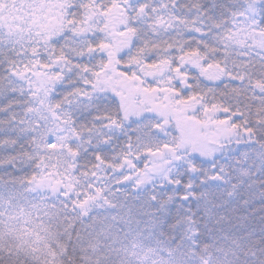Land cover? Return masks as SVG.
Segmentation results:
<instances>
[{"label":"snow or ice","instance_id":"1","mask_svg":"<svg viewBox=\"0 0 264 264\" xmlns=\"http://www.w3.org/2000/svg\"><path fill=\"white\" fill-rule=\"evenodd\" d=\"M0 264H264V0H0Z\"/></svg>","mask_w":264,"mask_h":264}]
</instances>
